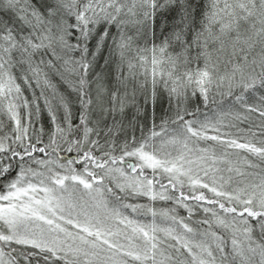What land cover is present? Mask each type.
Segmentation results:
<instances>
[{
  "label": "snow or ice",
  "instance_id": "1",
  "mask_svg": "<svg viewBox=\"0 0 264 264\" xmlns=\"http://www.w3.org/2000/svg\"><path fill=\"white\" fill-rule=\"evenodd\" d=\"M0 264H264V0H0Z\"/></svg>",
  "mask_w": 264,
  "mask_h": 264
},
{
  "label": "trees",
  "instance_id": "2",
  "mask_svg": "<svg viewBox=\"0 0 264 264\" xmlns=\"http://www.w3.org/2000/svg\"><path fill=\"white\" fill-rule=\"evenodd\" d=\"M145 127H147V125H145ZM136 135L137 136H139L140 135V133H139V131L137 130V132H136ZM183 215V214H182Z\"/></svg>",
  "mask_w": 264,
  "mask_h": 264
},
{
  "label": "rangeland",
  "instance_id": "3",
  "mask_svg": "<svg viewBox=\"0 0 264 264\" xmlns=\"http://www.w3.org/2000/svg\"><path fill=\"white\" fill-rule=\"evenodd\" d=\"M141 202H143V201H141ZM181 214H183V212Z\"/></svg>",
  "mask_w": 264,
  "mask_h": 264
}]
</instances>
